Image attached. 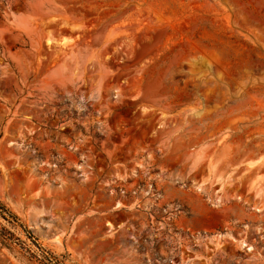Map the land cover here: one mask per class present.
<instances>
[{
    "label": "rangeland",
    "instance_id": "rangeland-1",
    "mask_svg": "<svg viewBox=\"0 0 264 264\" xmlns=\"http://www.w3.org/2000/svg\"><path fill=\"white\" fill-rule=\"evenodd\" d=\"M0 204V264H264V0H0Z\"/></svg>",
    "mask_w": 264,
    "mask_h": 264
},
{
    "label": "trees",
    "instance_id": "trees-1",
    "mask_svg": "<svg viewBox=\"0 0 264 264\" xmlns=\"http://www.w3.org/2000/svg\"><path fill=\"white\" fill-rule=\"evenodd\" d=\"M3 214H6L8 217L15 219V217L7 209H5V207H3L0 204V216H3ZM0 239L2 241V244H6V245L9 242H13L15 240V239H13V235L4 229L0 230ZM54 264H60V263L55 262Z\"/></svg>",
    "mask_w": 264,
    "mask_h": 264
},
{
    "label": "bare ground",
    "instance_id": "bare-ground-1",
    "mask_svg": "<svg viewBox=\"0 0 264 264\" xmlns=\"http://www.w3.org/2000/svg\"><path fill=\"white\" fill-rule=\"evenodd\" d=\"M5 172V171H4ZM6 173V172H5ZM16 174V173H15ZM14 177H15V175H14ZM28 181V180H27ZM28 183V182H27ZM28 188H30V184H28V185H26ZM27 192V191H26ZM25 193V192H24ZM33 205H34V203H32ZM18 208V207H17ZM32 208V207H31ZM15 210V209H14ZM19 210H21L20 208H19ZM22 211V210H21ZM30 211V210H29ZM20 213V212H19ZM23 213H25V212H23ZM23 213H20L21 215L23 214ZM39 213V212H38ZM37 212H36V214H34V216H36L37 214H38ZM23 216V215H22ZM26 216H28L29 218H30V216H31V214L30 215H26ZM34 218V217H33Z\"/></svg>",
    "mask_w": 264,
    "mask_h": 264
}]
</instances>
